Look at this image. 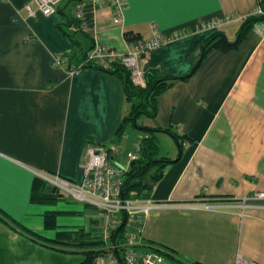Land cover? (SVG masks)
<instances>
[{
    "label": "crops",
    "instance_id": "0c3cea01",
    "mask_svg": "<svg viewBox=\"0 0 264 264\" xmlns=\"http://www.w3.org/2000/svg\"><path fill=\"white\" fill-rule=\"evenodd\" d=\"M123 1L119 26L111 0L82 4L83 35L65 23L76 0H63L50 16L31 15L25 5L32 0H0V264H85L83 253L42 244L21 227L55 240L96 229L100 214L69 197L34 202V183L43 173L81 182L89 143L115 145L112 161L125 167L129 135L134 152L150 133L128 125L117 136L131 111L118 76L94 67L70 74L54 65L55 55L79 64L95 35L104 47L126 52L137 43L125 39L126 31L147 40L153 27L183 34L148 53L143 71L191 76L159 95L155 117L138 120L158 130V159L172 161L149 191L158 207L146 220L144 241L184 262L236 264L242 256L264 264V196H257L264 195V32L256 23L236 50H213L198 66L206 41L218 31L234 41L262 0ZM227 17L220 29L202 28ZM165 129L186 137L182 149ZM47 212L57 214L56 227H46Z\"/></svg>",
    "mask_w": 264,
    "mask_h": 264
},
{
    "label": "built area",
    "instance_id": "2783aa9c",
    "mask_svg": "<svg viewBox=\"0 0 264 264\" xmlns=\"http://www.w3.org/2000/svg\"><path fill=\"white\" fill-rule=\"evenodd\" d=\"M63 0H32L25 9L34 15L41 12L46 16L56 13ZM115 13L113 25H122L125 3L123 0H111ZM35 6H34V5ZM74 15L82 21L86 29V21L82 15V4L75 6ZM252 15L264 16V10L258 6ZM231 22L230 18L215 19L202 25L204 29H220ZM263 23V24H260ZM264 32V21L257 23ZM183 33L163 34L153 27V34L147 40H137L136 44L126 52L104 47L99 43L98 35L94 36L95 48L89 59L107 67L110 63L119 62L131 73V79L137 86H145L142 61L151 51L158 49ZM54 65L66 68L70 74L83 69V63L71 64L63 54L55 55ZM115 145L89 143L84 151L81 166L83 179L73 182L56 174L43 173L38 176L53 186L64 197H70L77 203L95 208L100 216L97 218L95 236L102 242L100 255L93 264H178L169 260L156 246L144 241L143 231L150 212L158 205L149 198H143L137 191H132L127 198L123 197L125 174L132 163L140 156V144L131 153L125 167L117 166L111 158L116 152ZM263 197V194H257ZM122 215V218L120 217ZM236 264H261L256 260H248L238 256Z\"/></svg>",
    "mask_w": 264,
    "mask_h": 264
},
{
    "label": "trees",
    "instance_id": "16d2710c",
    "mask_svg": "<svg viewBox=\"0 0 264 264\" xmlns=\"http://www.w3.org/2000/svg\"><path fill=\"white\" fill-rule=\"evenodd\" d=\"M89 0H76L75 6L78 4H84ZM259 6L264 10V0H262ZM60 5L58 6V8ZM65 23L69 26H73L76 31L81 32L83 35H87L85 29L82 26V21L75 15L66 14ZM264 21V16H249L241 24L238 31V35L234 41H230L227 36L222 32H216L212 37L206 41L200 52L199 65L207 57V55L213 51L218 50L221 52H228L236 50L241 42L246 39L249 32L254 28L256 23ZM61 25L64 29V24ZM124 37L128 42H134L140 40L142 37L133 31H126ZM74 42L80 47L79 41ZM95 48V40L93 45L82 51L80 63H83V69L94 67L97 69L104 70L112 75L118 76L124 84L127 101L131 104V111L127 115L118 132L117 136L121 137L128 125L150 133L149 136L143 137L139 140L140 144V156L138 160L132 163L131 169L125 174L124 185H123V197L127 198L130 196L132 191H137L143 198H147L149 191L153 185L160 179L161 171L165 166L172 161L168 159H158V144L154 136V132L158 130L148 129L140 126L138 120L141 117H155L158 113L157 99L159 95L171 88L174 83L178 80H187L191 75L184 77H174L158 72L157 70H150L144 72L145 86H137L131 79V73L121 63L113 62L109 66L105 67L100 63L89 59L91 52ZM170 136H172L180 148H183V144L186 142L185 136L179 135L170 129L164 130ZM155 169V171H154ZM154 171V174L151 172ZM64 198L63 195L51 186L48 182L44 181L41 177H37L32 190V201L34 202H55L58 199ZM56 216L55 212H47L45 214V224L48 228L56 227ZM22 232L30 236L33 240H38L42 244L47 246L61 249L63 251H74L77 250L85 255V264H93L94 260L100 253L102 242L94 235L96 229L90 231L77 230L71 233H63L60 238L51 240L43 238L40 235L30 232L25 228L21 227ZM73 249V250H72ZM156 251L163 254L169 260L178 264H203L201 262H184L181 257L178 256L174 251L166 249L165 247L156 246Z\"/></svg>",
    "mask_w": 264,
    "mask_h": 264
},
{
    "label": "rangeland",
    "instance_id": "374dc122",
    "mask_svg": "<svg viewBox=\"0 0 264 264\" xmlns=\"http://www.w3.org/2000/svg\"><path fill=\"white\" fill-rule=\"evenodd\" d=\"M253 16H256V15H253ZM127 130L128 131H134L135 133L137 132V130L135 128L131 127V126H129ZM133 137H134V135L131 133L129 135V139L127 140V144H126V145H129V146L125 147L126 149L125 150L123 149V153L121 154V159H122V162H124L123 163L124 165H126V162L129 160V157H130L131 153L133 152V151H128V150L131 149L130 145L133 142ZM164 148H166V147H164ZM152 173L154 174V171H152L151 174ZM80 204H82V203H80ZM120 217L122 218V215Z\"/></svg>",
    "mask_w": 264,
    "mask_h": 264
}]
</instances>
